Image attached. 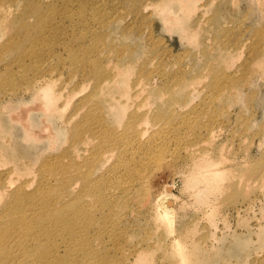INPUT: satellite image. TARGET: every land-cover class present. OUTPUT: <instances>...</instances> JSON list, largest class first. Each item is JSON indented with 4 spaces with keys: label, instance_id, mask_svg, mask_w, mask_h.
Returning <instances> with one entry per match:
<instances>
[{
    "label": "rangeland",
    "instance_id": "rangeland-1",
    "mask_svg": "<svg viewBox=\"0 0 264 264\" xmlns=\"http://www.w3.org/2000/svg\"><path fill=\"white\" fill-rule=\"evenodd\" d=\"M155 1L76 0L77 4L71 7L73 10L83 6L86 8L90 3L95 11L102 16H109L110 20L121 17L113 24L116 30L127 23H130L127 27L141 24L145 31H140L142 34L134 31L136 34L130 36L129 44L131 47L137 44L144 51L149 50L150 44H161V48L165 49L158 51L155 47V53H148L149 71L160 61L165 67L167 75L164 76L163 70H160V74H155L156 78L164 76L162 80H165L170 73L180 69L182 71L180 74L175 73L176 76L187 72L190 78H196L187 88L175 89L171 96L165 98L166 101L171 98L179 103L185 99L188 102L184 106L171 104L158 129L151 122V117L160 114L162 106H157L160 103H152L153 98L149 102V98L148 104H144V97L141 96L130 107L129 111L137 118L147 112L150 118L144 124L150 127L151 135L162 128L170 135L169 142L160 164L143 165L138 170L143 181L134 183L137 184L135 189L123 194L125 189L133 185L132 182H116L107 178L100 180L104 183L105 206L99 205L103 208L100 209L91 199L85 205L105 218L102 222L104 233L95 247L108 252L103 264H264V180L258 176L261 172L264 174V73L252 76L246 64L249 58L247 53L252 52L257 44L255 31L264 29V2L211 0L212 6L206 11L207 7L203 5L207 0H193L195 8L189 13L190 22L182 21L175 28L161 22L157 35H154L157 39L153 37L149 41L144 19L159 21L160 18L162 21L165 18L163 11L150 13V9H142L143 4ZM134 2H138L136 7H133ZM140 13L146 16L139 19ZM200 14H203L201 21ZM12 19L16 21V16L13 15ZM18 21L8 35L5 32L0 35V46L7 41L8 45L20 44L22 33L13 32L16 27L19 29ZM29 24L28 33L36 34L32 21ZM65 26L64 29L69 30L65 32L68 40L72 36L78 38V30L72 31L69 23ZM183 33H192L194 37H185ZM242 42L245 47L239 54L234 52V47ZM236 43L237 46L234 45ZM73 44L62 42L54 46L52 52L40 54L42 61L50 56L53 77L58 80L55 82L56 90L68 81L70 89L73 86V91L77 92L71 106L57 118H50L51 128L57 134L53 141L47 136L38 139L28 136L21 125L9 120L10 110L17 109L20 102L30 100V96L25 93L26 83L23 84L24 80L19 79L18 75L26 64L24 70L29 77L32 76L36 65L30 57H24L17 63L13 58L14 49L10 51L0 47V73L18 74L13 78L16 84L0 79V101L8 104L0 111V174L9 172L8 176L14 180L16 176L20 177L18 182L15 180L17 184L25 181L34 184L35 173L37 176L43 165L50 167L53 161L60 162L67 170L77 163L68 162V158H64L65 154L61 153L69 141L73 142V136L68 133L71 128H64L63 120L72 114V107L90 91V87H85V91L82 89L81 92L80 79H70L73 76L69 73L72 70L70 52L65 46ZM253 45L254 48H250ZM203 51L214 61L217 87L210 85L212 73L205 70L206 56ZM2 57L6 60H2ZM247 77L249 79L246 80ZM162 80L156 79L154 84L158 86ZM245 82L247 84L243 85ZM231 83L235 84L236 89L231 90ZM173 84L172 81L167 85L173 87ZM9 89L16 91L15 94ZM187 91H193V94L189 95ZM231 91L232 97H228ZM40 114H31L29 120L33 128L41 123ZM191 144L201 151L200 159L209 161L210 166L202 173L207 175L216 172L218 177L215 180L197 182L202 173L190 169L191 161L184 150L185 146ZM89 155L90 150L83 156ZM112 161L106 162V167ZM79 162L82 163V159ZM245 168L257 173L247 177ZM21 169L24 170L23 174L16 173ZM103 173L105 177V170ZM226 185L229 187L224 189ZM168 188H171L176 206L169 215L168 225H163L157 215L162 212L159 202ZM186 252L193 260L191 263H183Z\"/></svg>",
    "mask_w": 264,
    "mask_h": 264
},
{
    "label": "bare ground",
    "instance_id": "bare-ground-1",
    "mask_svg": "<svg viewBox=\"0 0 264 264\" xmlns=\"http://www.w3.org/2000/svg\"><path fill=\"white\" fill-rule=\"evenodd\" d=\"M19 2L20 0H0V35L4 32L8 35L18 20L19 29L16 27V31L13 32L22 33L19 45H8L7 41L6 44L2 42L3 45L0 47L10 51L14 49L16 54L14 53L13 58L17 63L24 57H30L34 59L36 66L34 74L30 77L24 70L26 64L23 65V71L19 75L16 74L19 79L24 80L23 84L26 83L25 93L30 96V100L20 102L17 109L8 112L11 123L21 125L25 134L35 139L47 136L53 141V137L57 135L51 128L50 118H57L71 106L72 98L74 99L77 92L73 91L72 85V90L70 89L68 81L56 90L55 82L58 80H54L50 56L42 61L40 54L46 51L52 52L53 47L62 42L66 44L74 42L73 45L65 46L70 52L72 70L69 73L73 75L70 79L79 78L78 83H81V88L80 86L78 88L81 92L82 89L85 91V87H90V91L72 107L73 112L70 110L72 114L63 118V127L71 128V132L68 131V133L73 136V142L65 141L67 144L60 152L65 154L64 158H68V162L77 161L72 168L67 170V167L56 161H53L50 167L43 165L41 171L38 170L37 176L35 173L34 184L25 179V182L17 184L20 177L16 176L15 182L16 179L8 176L9 172L0 174V264H103L108 252L97 249L95 244L101 240L104 233L102 222L105 218L86 208V201L91 199L98 206H105L104 183L100 182L104 178L116 182H132L133 185L125 189L123 194L135 189L137 184L143 181L138 170L143 165L160 164L170 138V135L162 128L151 135L150 127L144 124V121L150 118L148 113L144 112L141 118H137L129 111L130 107L141 96L144 97V104H148L149 98H153V101L151 99L149 102L160 103L161 105H157L162 106L160 114L151 117V122L158 129L161 119L171 104L184 106L188 102L185 99L179 103L171 98L166 101L165 98L171 96L175 89L187 88L196 78H190L187 72L176 76L175 73L180 74L182 71L180 69L162 80L167 75L162 61L149 71L148 53H155L156 48L158 51L165 49L161 48V44L156 46L150 44L148 51L142 50L137 44L130 46L129 39L132 38L130 37L132 34H136L134 31L139 33L145 31L141 24L127 27L130 25L127 23L116 30L113 24L121 17L110 20L109 16H102L95 11V7L90 3L86 5V8L83 6L73 10L71 7L77 4L76 0H22ZM193 2V0H156L154 3L143 4V10L150 9V13L163 11L165 14L162 21L160 18L159 21L144 19L148 27L146 34L149 41L157 35L161 22L172 28L180 26L182 21L190 22L189 13L195 8ZM137 5L138 2H134L133 7ZM211 6V0L204 2L203 7H207L206 11ZM13 15L16 16V21H13ZM139 15V19L146 16L141 13ZM202 16L203 14H200L199 21L202 20ZM123 20L124 18L122 22ZM29 21H32L36 34L28 33ZM66 23H69L72 31H79L78 38L72 36L68 40V34L65 32L69 30L64 29ZM183 34L185 37H194L192 33ZM254 37L257 44L255 48L254 45L250 47L254 50L247 53L249 58L246 61L249 66L248 72L252 76L264 73V29L255 31ZM244 47L245 43L242 42L234 47V52L238 53ZM204 55L206 56L205 70L212 73L213 80L211 79L210 85L217 87L215 77L217 72L213 69L214 61H211V56H207L206 53ZM4 58L2 57V60ZM160 70H163L164 76L156 78L155 74H160ZM15 76L11 72L0 73V79L4 80L3 82L9 80L12 84L15 82L13 79ZM248 77L246 80L249 79ZM156 79L162 80L158 86L154 84ZM172 81L173 87H169L167 84ZM246 84L245 82L243 85ZM230 88L233 90L235 84L231 83ZM9 91L13 90L9 89ZM187 93L191 95L193 91H187ZM229 93L228 97L232 95V91L231 94ZM6 106L8 104L0 101V111ZM33 112L41 113L39 116L41 123L34 128L29 120ZM195 146V144L187 145L184 150L189 155L188 160L191 161L190 169L202 173L210 164L204 158H199L201 151H198ZM89 150L90 155L84 157L83 155ZM80 159L82 163L79 162ZM111 160H113L111 165L106 167V162L108 164ZM22 170L16 173L21 175L24 173ZM103 170L106 173L105 177ZM251 170L245 168L244 174L250 177L257 173ZM258 176L264 180L262 172ZM217 177L216 172L207 175L204 172L197 182L207 183ZM228 187L229 185H226L224 189ZM170 190L171 188H168L165 191L166 194L159 202L162 212L157 216L162 220L163 225H168L169 215L176 206ZM100 206L99 208L103 209ZM192 261L186 252L183 263Z\"/></svg>",
    "mask_w": 264,
    "mask_h": 264
}]
</instances>
